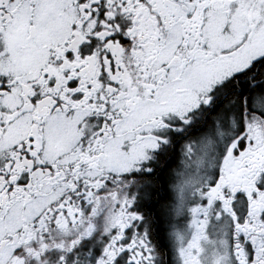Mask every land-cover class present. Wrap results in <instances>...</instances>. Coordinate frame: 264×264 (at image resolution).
Returning <instances> with one entry per match:
<instances>
[{
  "label": "snow or ice",
  "instance_id": "obj_1",
  "mask_svg": "<svg viewBox=\"0 0 264 264\" xmlns=\"http://www.w3.org/2000/svg\"><path fill=\"white\" fill-rule=\"evenodd\" d=\"M0 264H264V0H0Z\"/></svg>",
  "mask_w": 264,
  "mask_h": 264
}]
</instances>
